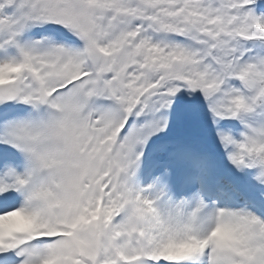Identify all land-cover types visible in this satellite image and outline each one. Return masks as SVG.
I'll use <instances>...</instances> for the list:
<instances>
[{
  "label": "snow or ice",
  "instance_id": "6c2138e0",
  "mask_svg": "<svg viewBox=\"0 0 264 264\" xmlns=\"http://www.w3.org/2000/svg\"><path fill=\"white\" fill-rule=\"evenodd\" d=\"M182 101L264 185V0H0V264H264V209L203 217L135 181Z\"/></svg>",
  "mask_w": 264,
  "mask_h": 264
},
{
  "label": "bare ground",
  "instance_id": "6f19581e",
  "mask_svg": "<svg viewBox=\"0 0 264 264\" xmlns=\"http://www.w3.org/2000/svg\"><path fill=\"white\" fill-rule=\"evenodd\" d=\"M17 159L20 160L22 158L18 157ZM179 161H182V160L181 159L177 160V162H179ZM229 162L230 161L228 159L223 161L220 166L214 167L215 169H213L212 171H210L208 173V177H206L207 180H205L206 182H203V184H202V187L204 189H206L205 191L214 193L217 186L223 185L224 182H221V176H223V174H225L226 172H229V170L232 169L231 166H228ZM187 165L191 166L190 163H187ZM14 166L15 165H13V167ZM16 171L17 172H23L24 170L21 168H19V169L16 168ZM151 177L154 180H156V178H157L156 176H153V175L152 176L147 175L145 177V179H143L140 182L139 186L143 187V188H147L148 182H150L152 180ZM179 184H180V182H177V183L170 182V186L179 185ZM184 184L188 185V184H191V182H184ZM160 185H161V183L159 182L156 185L155 189L159 188ZM195 189H196V185L184 187V188H181L180 190L175 191V194L173 196L174 197L173 200H175V202H177V203L181 202V201L185 202V211L189 212V213L195 210V208L197 206L198 199H201L200 196L197 197V195H196L197 189L196 190ZM147 194L148 195L154 194L153 190H151V192L149 191ZM226 194H229V193L227 192ZM203 202L206 205V207H204L202 209L203 212H200L199 215L203 216V217H209L211 215L212 211L214 210V206H212L210 202H206L204 200H203Z\"/></svg>",
  "mask_w": 264,
  "mask_h": 264
},
{
  "label": "clouds",
  "instance_id": "9594fccd",
  "mask_svg": "<svg viewBox=\"0 0 264 264\" xmlns=\"http://www.w3.org/2000/svg\"><path fill=\"white\" fill-rule=\"evenodd\" d=\"M92 218L93 220L97 219L98 218L97 214H93ZM11 219L18 220L19 223L17 226L20 228H30L33 226L32 218L24 216L20 213H15ZM82 221H83V217L78 218L74 222L73 227H75L77 224L81 223ZM6 223L8 222L6 221ZM212 236L218 243L221 244H234L239 239L238 234L235 231H233V229L225 226H220L215 228V230L212 233ZM193 246H198L196 241H192L191 243H186L181 246H171L165 249V252L170 255H180L186 252L187 250H189V248ZM46 264H56V259L51 258L46 262Z\"/></svg>",
  "mask_w": 264,
  "mask_h": 264
},
{
  "label": "rangeland",
  "instance_id": "374dc122",
  "mask_svg": "<svg viewBox=\"0 0 264 264\" xmlns=\"http://www.w3.org/2000/svg\"><path fill=\"white\" fill-rule=\"evenodd\" d=\"M192 113V115L195 117V119L197 120V125L193 128H191L189 130V138L190 140H201L204 138V128H205V125L207 123V119L205 117H200L198 116L199 114L197 112H190ZM171 120L168 119V127L165 128L163 131L161 132H158L159 134L157 135H169L171 133V131H174L173 128L171 127ZM221 126L223 127L224 126V123L221 122ZM225 128V127H224ZM156 135V136H157ZM242 175H246V171L243 170V171H240L238 170ZM139 186V182L141 181V178H137L135 180ZM249 183H247L246 185L244 184L243 186H241L240 188L242 190H245V188H247L248 191L250 192H257L256 190V187L259 185V182L255 181L254 178L248 180ZM158 192H162L163 195L161 197V200L159 201L162 205L166 204L169 200L172 201V202H175V200H173V194L171 195L170 193H167V191L165 189H162L160 188L158 191H156L154 194H152V196H155L157 195ZM262 196V197H261ZM261 201L264 202V192L261 193ZM257 209H264V208H261V206L257 207ZM249 210H252V209H249Z\"/></svg>",
  "mask_w": 264,
  "mask_h": 264
}]
</instances>
